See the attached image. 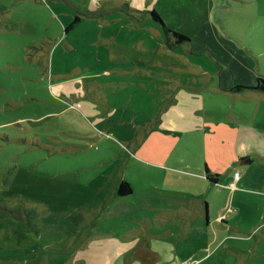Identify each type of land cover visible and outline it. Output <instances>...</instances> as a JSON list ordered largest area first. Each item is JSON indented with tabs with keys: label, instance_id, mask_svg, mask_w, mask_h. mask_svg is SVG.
Segmentation results:
<instances>
[{
	"label": "rangeland",
	"instance_id": "obj_1",
	"mask_svg": "<svg viewBox=\"0 0 264 264\" xmlns=\"http://www.w3.org/2000/svg\"><path fill=\"white\" fill-rule=\"evenodd\" d=\"M154 10L165 26L189 34L195 50L204 37L213 58L191 63L192 48H170ZM239 52L256 53L264 74V0H0V264H264V231L253 232L264 223V196L242 194L243 211L231 216L230 190L213 188L212 212L228 197L229 224L244 231L234 250L229 242L195 243L192 232L183 245V227L166 240L165 231L189 219L173 212L183 209H146L138 196L112 195L129 158L171 163L186 157L191 141L205 139L178 132L181 145L172 146L166 131L152 125L147 143L133 150L169 106L168 88L202 89L205 115H264L263 98L246 103L201 80L210 76L206 70L219 71V57L232 60ZM194 69L196 81L185 72ZM91 106L94 113L115 112L97 122ZM222 138L227 156L235 155V126ZM214 144L211 134L212 150ZM221 164L216 171H224ZM110 233L111 247L95 243ZM146 255V262L134 259Z\"/></svg>",
	"mask_w": 264,
	"mask_h": 264
},
{
	"label": "crops",
	"instance_id": "obj_2",
	"mask_svg": "<svg viewBox=\"0 0 264 264\" xmlns=\"http://www.w3.org/2000/svg\"><path fill=\"white\" fill-rule=\"evenodd\" d=\"M171 29L188 36L190 39L181 44L175 43L174 39L171 40L172 46L170 48L172 49L183 45H187L186 51L192 48L193 54L187 52L186 60L194 63L196 56L213 58L209 52L211 48L209 44H205L207 42L204 37L200 40L201 44L197 42L199 48L195 50L192 43L193 40L189 34L174 28ZM157 32H159V38L162 39L161 31L157 30ZM111 38L116 39L114 36H111ZM235 45L238 46L237 44ZM108 47L109 45L106 48ZM110 56L115 57L114 51L111 52ZM255 56L256 53L253 52H239V55H234L232 60L230 58L223 60L219 57V59L228 65V68H225L223 62L217 61L219 64L215 70L219 71L211 73V71L206 70L210 76L201 77V80L210 79L215 86H210L209 88H212L215 93L234 97L236 100L252 103L259 98L264 99V92L254 88L259 79H264L263 69L260 65H257ZM185 72L191 74V76H187L188 78L191 77L196 81L194 78L195 69L191 70V72ZM218 79L220 80V84L217 83ZM58 87L62 86L58 85ZM237 87H245L246 89L238 91L235 90ZM184 88L180 89L178 86H175L172 91L168 88L169 94L163 98L169 99V106H166L163 112L160 111L159 115L154 116L153 119L155 121L149 123V132L139 137V145L135 144L133 150L135 151L137 147L141 149L147 143L148 135H153L152 125L158 127L159 130L163 129L166 131L171 145L172 143L181 145L180 140L175 138L178 132L184 133L183 135H186L185 133L198 132L195 138L205 137L203 142H201L202 145L201 143L195 144L192 141L190 144L186 143L187 148L184 151L186 157L172 161L171 163L154 162L145 159L137 162L133 161V158H129L128 161L124 162L123 170L119 171V176L113 182L112 195L118 196L121 199L134 195L138 196L140 205L146 209H151L152 207L155 209H168V205H178L177 208L183 209V211L178 209V211L174 210L173 212L175 215L179 213L182 216L187 215L189 219L186 220L185 226L179 223L178 225L175 224L176 229L173 228L165 231L162 236L166 240H170V236L183 233L180 228H177L183 227L185 230V235L181 240L184 241L183 245H186V240L190 237V232H192L191 238L195 243L206 241L209 243L208 247L218 248L229 242L230 248L236 250L239 245L237 241L241 240L240 238L242 237H239V235L244 231L240 226L231 227L229 224V217H227L229 215L226 214L228 210L230 211L228 197L221 199V206L216 214L212 212V200L216 199L217 193V191L212 193V190L216 187H224L230 190V206H232L231 210L234 212L231 213V216L239 215L243 211L244 198L242 194L253 192L256 197L264 196V115H254V113L250 115L246 113V115L243 113L241 115H205L204 108L207 107V101L204 91L195 87L186 86ZM86 109L90 110L91 116L97 122H102V119H111L110 116L115 112L108 110L109 114L104 115L107 111L94 113L92 106L90 108L86 107ZM164 112L165 114H162ZM211 121L215 123L209 124ZM109 125L112 126L111 124ZM209 125H212L211 130ZM228 125H234L237 130L235 155H231L230 157L227 156L225 141L222 138V135L224 139L228 136ZM211 134L214 135L215 144L213 150L211 149V145L210 147L208 145V138H210ZM128 142L131 145L132 141ZM197 151L198 154H201V151H203V154L199 158L191 159V156L195 153L197 154ZM218 159L222 161L221 165L225 167L223 172L215 170ZM228 161H230L229 164H227ZM106 163L103 162L99 166L103 168ZM240 167L243 168L240 169ZM169 172L176 175L170 176ZM235 173H239L238 179H235ZM123 182L130 185L132 189L131 194L126 196L119 194V189ZM231 183H235V188L230 187ZM161 201H166L167 204L162 205ZM188 207L193 208L194 212H187ZM199 208H201L200 212ZM201 216H204V218H201ZM211 217H215L213 219L215 224L211 221ZM198 219L202 220V227L195 225ZM180 220L185 219H176L177 222H180ZM213 226H216L218 229H214L213 231ZM146 230H148V226ZM206 230L207 236H203L206 234ZM228 230H232L233 233L229 235L225 234ZM261 231H264V223L253 229V232L260 233ZM221 233H224V235L221 236ZM113 237L112 233L100 235L97 236L98 239H96L95 243L111 247L112 242H114ZM122 240L128 239L123 235ZM259 240L257 242H262V239ZM159 258L162 259L161 253ZM134 259L146 262L147 255L141 257V259L140 257H134ZM93 263L97 264L96 262Z\"/></svg>",
	"mask_w": 264,
	"mask_h": 264
},
{
	"label": "trees",
	"instance_id": "obj_3",
	"mask_svg": "<svg viewBox=\"0 0 264 264\" xmlns=\"http://www.w3.org/2000/svg\"><path fill=\"white\" fill-rule=\"evenodd\" d=\"M152 17L156 22H159L164 26L169 46H172V44H171L172 39H174L175 43H178V44H181V43H184V42H187L190 40L188 36L178 32V31L172 30L170 27L165 26L161 16L155 10L152 12ZM76 21H79V19L77 18ZM254 88L264 92V79H259L257 82V85ZM243 89H246V88L245 87H237L235 90L241 91ZM131 193H132V189H131L130 185L126 182L121 183V186L119 189V194L121 196H126V195H129Z\"/></svg>",
	"mask_w": 264,
	"mask_h": 264
},
{
	"label": "built area",
	"instance_id": "obj_4",
	"mask_svg": "<svg viewBox=\"0 0 264 264\" xmlns=\"http://www.w3.org/2000/svg\"><path fill=\"white\" fill-rule=\"evenodd\" d=\"M238 178H239V173H235V179H238ZM230 187L235 188V183H231Z\"/></svg>",
	"mask_w": 264,
	"mask_h": 264
}]
</instances>
